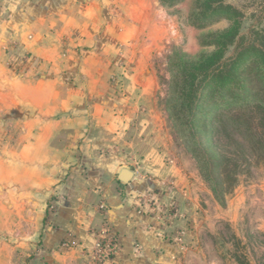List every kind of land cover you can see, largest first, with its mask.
<instances>
[{"label":"crops","instance_id":"1","mask_svg":"<svg viewBox=\"0 0 264 264\" xmlns=\"http://www.w3.org/2000/svg\"><path fill=\"white\" fill-rule=\"evenodd\" d=\"M163 9L0 0V264H88L100 233L115 264H177L202 192L152 105Z\"/></svg>","mask_w":264,"mask_h":264},{"label":"trees","instance_id":"2","mask_svg":"<svg viewBox=\"0 0 264 264\" xmlns=\"http://www.w3.org/2000/svg\"><path fill=\"white\" fill-rule=\"evenodd\" d=\"M196 8L195 20L207 25L228 20L229 26L201 39L211 51L196 58L181 56L170 65L177 81L167 113L214 197L225 205L248 151L264 164V10L248 17L225 0H197ZM248 18L253 20L244 32ZM236 44L234 56L228 57ZM221 136L235 143L236 150H224Z\"/></svg>","mask_w":264,"mask_h":264},{"label":"rangeland","instance_id":"3","mask_svg":"<svg viewBox=\"0 0 264 264\" xmlns=\"http://www.w3.org/2000/svg\"><path fill=\"white\" fill-rule=\"evenodd\" d=\"M225 1L242 9L248 17L253 12L258 16L264 10V0ZM196 2L174 0L164 5L161 3L167 17L163 26H169L170 23L171 27L162 32L150 61L158 82L157 91L152 96V105L166 118L163 130L173 153L188 155L186 157L193 159L200 179L199 193L202 192L191 227L192 236L185 238L177 264H264V164L259 163L248 151L249 156L247 153L235 191L222 205L204 181L194 157L178 136L167 113L177 81L170 65L181 56L196 58L203 52L211 51L213 47L203 46L201 39L229 26L228 20L208 25L195 20ZM252 20L248 18L245 21L244 32ZM236 49L237 44L230 48L227 56H234ZM234 133L237 140L247 146L246 140L237 132ZM220 139L224 150H236L235 143L224 136Z\"/></svg>","mask_w":264,"mask_h":264},{"label":"built area","instance_id":"4","mask_svg":"<svg viewBox=\"0 0 264 264\" xmlns=\"http://www.w3.org/2000/svg\"><path fill=\"white\" fill-rule=\"evenodd\" d=\"M163 217L160 216V219ZM108 232V229L106 230ZM182 236L179 237V241ZM118 253V243L114 236H107L100 233L96 237V245L91 260L88 264H115V258Z\"/></svg>","mask_w":264,"mask_h":264},{"label":"water","instance_id":"5","mask_svg":"<svg viewBox=\"0 0 264 264\" xmlns=\"http://www.w3.org/2000/svg\"><path fill=\"white\" fill-rule=\"evenodd\" d=\"M133 176V173L131 170L129 169H126L124 168L121 173H120V179L123 181V182H128L131 177Z\"/></svg>","mask_w":264,"mask_h":264}]
</instances>
